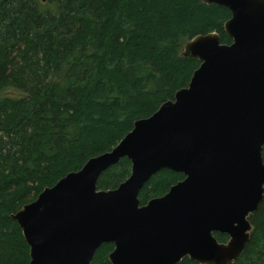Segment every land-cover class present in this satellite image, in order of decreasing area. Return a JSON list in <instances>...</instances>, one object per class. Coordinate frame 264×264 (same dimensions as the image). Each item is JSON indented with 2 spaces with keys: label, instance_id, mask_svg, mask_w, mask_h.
Wrapping results in <instances>:
<instances>
[{
  "label": "trees",
  "instance_id": "trees-1",
  "mask_svg": "<svg viewBox=\"0 0 264 264\" xmlns=\"http://www.w3.org/2000/svg\"><path fill=\"white\" fill-rule=\"evenodd\" d=\"M230 18L202 0H0V264L30 263L12 216L173 100L200 66L181 54L183 43L217 33L231 44ZM131 170L120 160L98 189H117ZM184 178L156 173L141 205ZM249 221L250 241L233 264H264V203ZM113 249L102 245L91 264H110Z\"/></svg>",
  "mask_w": 264,
  "mask_h": 264
},
{
  "label": "water",
  "instance_id": "water-1",
  "mask_svg": "<svg viewBox=\"0 0 264 264\" xmlns=\"http://www.w3.org/2000/svg\"><path fill=\"white\" fill-rule=\"evenodd\" d=\"M202 2L231 12L232 43L217 33L189 40L182 55L200 66L187 87L12 216L29 264H91L104 244L114 246L110 264H233L242 255L264 203V0ZM124 158L130 177L99 190L100 175ZM165 170L185 178L141 205L144 185Z\"/></svg>",
  "mask_w": 264,
  "mask_h": 264
},
{
  "label": "rangeland",
  "instance_id": "rangeland-1",
  "mask_svg": "<svg viewBox=\"0 0 264 264\" xmlns=\"http://www.w3.org/2000/svg\"><path fill=\"white\" fill-rule=\"evenodd\" d=\"M187 43V41H185L184 43H183V45H182V49H181V54L183 53V51H184V47H185V44Z\"/></svg>",
  "mask_w": 264,
  "mask_h": 264
}]
</instances>
